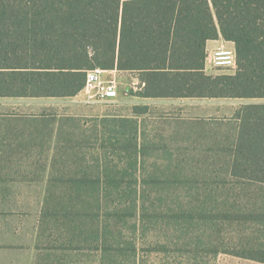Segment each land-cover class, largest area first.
<instances>
[{"label": "trees", "instance_id": "16d2710c", "mask_svg": "<svg viewBox=\"0 0 264 264\" xmlns=\"http://www.w3.org/2000/svg\"><path fill=\"white\" fill-rule=\"evenodd\" d=\"M220 38L234 45L236 69L209 75L207 43ZM95 69L136 74L144 84L135 94L141 98L264 100V0H0V98H73ZM139 110L137 115L147 112ZM235 120L227 180L238 189L264 191V103L242 106ZM95 132L92 159L84 156L78 175L53 174L48 181L50 193L61 183L68 190L63 200L81 206L50 214L57 223L68 222L70 249L85 243L100 264H126L136 246L125 229L135 237L139 229L145 236L160 226L198 234V255L207 246L199 232H218L229 223L249 225L258 236L239 251L214 247V254L226 250L264 264V193L263 204L250 208L224 201L225 208L214 211L206 206L208 195L196 209L151 212L139 205L143 184L168 190L183 181L140 178L135 117L105 116Z\"/></svg>", "mask_w": 264, "mask_h": 264}, {"label": "rangeland", "instance_id": "374dc122", "mask_svg": "<svg viewBox=\"0 0 264 264\" xmlns=\"http://www.w3.org/2000/svg\"><path fill=\"white\" fill-rule=\"evenodd\" d=\"M211 53L207 74L235 71L215 68ZM112 79L119 97L109 101L85 90L73 98H0V264H100V255L88 244L69 248L68 222L62 219L57 223L50 214L63 207L74 211L81 206L63 200L68 190L61 183L50 193L48 181L53 174L60 179L78 175L84 156L92 159L95 124L105 116L138 119L141 179L180 177L183 181L168 190L143 184L139 205L151 212L196 209L208 195L212 200L206 206L214 211L225 208L224 201L246 208L263 204L260 195L264 191L252 186L238 189L227 180V162L238 132L236 112L264 100H141L135 96L138 84L127 90L130 80ZM139 108L147 112L137 115ZM120 156L125 158L127 153ZM222 181L226 184L219 185ZM45 212L49 216L44 219ZM219 228L218 232H199L207 246L198 255L194 253L195 232L183 236L171 227L155 226L145 236L139 229L131 237L125 229L136 246L133 261L126 264H263L226 253L239 251L258 236L251 234L249 225L228 223ZM214 247L226 250L214 254Z\"/></svg>", "mask_w": 264, "mask_h": 264}, {"label": "built area", "instance_id": "2783aa9c", "mask_svg": "<svg viewBox=\"0 0 264 264\" xmlns=\"http://www.w3.org/2000/svg\"><path fill=\"white\" fill-rule=\"evenodd\" d=\"M215 68H236V53L232 47L221 46L210 55ZM105 71L95 69L88 73L85 91L93 92L94 96L101 101L114 100L119 97L118 85L114 79L104 80ZM129 90V89H128Z\"/></svg>", "mask_w": 264, "mask_h": 264}, {"label": "crops", "instance_id": "0c3cea01", "mask_svg": "<svg viewBox=\"0 0 264 264\" xmlns=\"http://www.w3.org/2000/svg\"><path fill=\"white\" fill-rule=\"evenodd\" d=\"M223 43L224 44H227L229 45L230 47L234 48V45L232 43H227L223 40V38H220L219 40H215V41H210L207 43V51H212L214 52L217 48L223 46ZM106 74H109L111 76L110 79L112 78H116V79H126V80H130V82H128V87H127V90L129 89H132V84H138L139 85V88H138V92H140L143 87H144V84H142L138 78V76L136 74H131V73H122V72H119V71H116V70H113V71H105L104 75ZM103 75V79L104 80H108V79H105ZM109 79V80H110ZM136 96V95H135ZM136 98H139L141 100H154V99H147V98H141V97H138L136 96ZM156 100V99H155ZM166 100H205V99H202V98H193V99H166ZM217 100V99H216ZM219 100H231V99H219Z\"/></svg>", "mask_w": 264, "mask_h": 264}]
</instances>
